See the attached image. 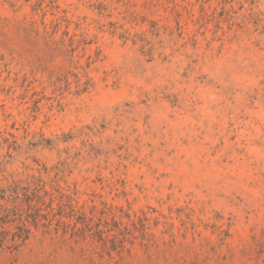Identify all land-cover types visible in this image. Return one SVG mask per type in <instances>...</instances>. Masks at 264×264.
<instances>
[{
	"label": "rangeland",
	"instance_id": "374dc122",
	"mask_svg": "<svg viewBox=\"0 0 264 264\" xmlns=\"http://www.w3.org/2000/svg\"><path fill=\"white\" fill-rule=\"evenodd\" d=\"M0 264H264V0H0Z\"/></svg>",
	"mask_w": 264,
	"mask_h": 264
},
{
	"label": "trees",
	"instance_id": "16d2710c",
	"mask_svg": "<svg viewBox=\"0 0 264 264\" xmlns=\"http://www.w3.org/2000/svg\"><path fill=\"white\" fill-rule=\"evenodd\" d=\"M21 239V238H20Z\"/></svg>",
	"mask_w": 264,
	"mask_h": 264
}]
</instances>
